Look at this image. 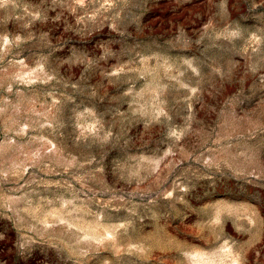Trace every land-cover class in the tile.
Listing matches in <instances>:
<instances>
[{
  "label": "rangeland",
  "instance_id": "rangeland-1",
  "mask_svg": "<svg viewBox=\"0 0 264 264\" xmlns=\"http://www.w3.org/2000/svg\"><path fill=\"white\" fill-rule=\"evenodd\" d=\"M0 264H264V0H0Z\"/></svg>",
  "mask_w": 264,
  "mask_h": 264
}]
</instances>
